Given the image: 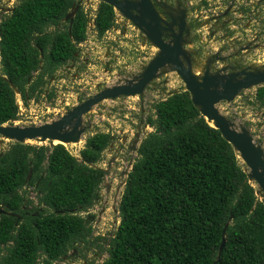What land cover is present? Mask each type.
I'll list each match as a JSON object with an SVG mask.
<instances>
[{
	"label": "trees",
	"instance_id": "obj_1",
	"mask_svg": "<svg viewBox=\"0 0 264 264\" xmlns=\"http://www.w3.org/2000/svg\"><path fill=\"white\" fill-rule=\"evenodd\" d=\"M88 22L81 0H21L3 21L0 126L19 120L18 95L26 106L43 95L55 100L46 86L76 59ZM95 26L100 39L117 26L111 6L99 3ZM255 99L264 106V86ZM154 109L103 264H264V203L236 151L185 89ZM110 143L101 132L78 158L63 144L13 143L0 154V264H55L92 244L89 211L104 177L96 167ZM26 187H35L38 207L27 205Z\"/></svg>",
	"mask_w": 264,
	"mask_h": 264
},
{
	"label": "rangeland",
	"instance_id": "obj_2",
	"mask_svg": "<svg viewBox=\"0 0 264 264\" xmlns=\"http://www.w3.org/2000/svg\"><path fill=\"white\" fill-rule=\"evenodd\" d=\"M20 1L15 0L14 5L18 6ZM81 1V8L89 22L91 20L95 21L93 15L97 16L101 0ZM156 1L159 2L160 0ZM166 1L168 6H173L172 2L174 0ZM230 1L235 5L234 9H240L244 7L243 5H247L246 9L248 10L243 13L245 19H243L241 25L246 24L248 29L245 33L246 36L240 34V39L241 44L247 43L248 40L253 41L259 27L264 29V6L259 8L260 15L256 18L254 14H251L253 10L251 6H256L259 0ZM177 2L178 6H180V3L183 4L182 10H188L189 17L196 22L195 24L189 23L191 27L188 30L192 31V33L190 32L192 37L188 39L184 47L185 50L195 52L198 47L204 48V52L200 51L197 55L193 54V68L189 63V59L184 60V62L191 67L194 73L202 72L203 75L206 67H208L207 61L211 56L221 50L224 51L225 55L234 52L226 44L227 42L216 41L218 37L213 39L212 42L209 39L205 41V37H209L208 32L210 29L206 23L208 21L206 16L209 17L212 14L208 9L219 7L223 0H177ZM177 9L176 7L170 10V14L175 13L176 17H181L182 11ZM94 31V28L88 29V37L83 44L79 45L77 58L61 68L46 86V90L55 92V100L50 101L43 95L37 101H31L27 106L21 101L24 105V113L19 117L17 126L29 127L51 123L99 92L138 79L159 52L144 33L123 17L120 18L117 26L102 39L98 38ZM241 32L243 33L242 30ZM199 37L204 40L201 45L195 43ZM186 38L188 37L186 36ZM189 45H195V47L191 49L188 47ZM259 45L261 48L252 49V52L247 53V57L242 59L241 62L235 60L237 66L231 68V70L237 73L239 70L264 71V39H259ZM234 50L238 51L239 49L236 47ZM242 55L240 54L241 58H243ZM222 65V63H217L211 67V74L217 73V70L214 69H219ZM226 75H229V72ZM182 89H185V85L177 75L174 67L166 66L158 72L156 78L147 86L142 95L120 97L114 100L107 99L95 106L82 119L81 129L84 133L80 141L64 145L72 155L79 157L80 151L85 148L87 138L96 133L103 132L118 135L124 130L129 135L136 130L142 117L146 122L149 116L154 115V106L158 102ZM257 89L258 87H253L244 90L239 93L234 101L230 103L223 102L218 105V108L230 121L247 128L255 141L264 148V106H261L255 99ZM142 107L144 113H142ZM152 131L153 129L149 126L143 129L142 139ZM13 143L15 141L0 136V154L7 151ZM26 144L51 147L54 142L34 140L26 141ZM108 155L109 151L105 150V161L99 164L100 167L106 168ZM137 157L138 153L135 154L134 161ZM253 184L258 190L256 183ZM115 186L116 182L109 198L106 197V191L102 187L98 201L89 211V214L95 215V219L91 223L93 228L92 244H89L87 248H80L78 257L70 256L73 253L71 251L68 258L55 264H103L108 258L109 240L120 223L119 214H116L113 209L114 206L119 209V205L114 203L115 192H117ZM23 191L28 200L27 205L29 208L38 207L35 187H26ZM123 191L124 188L121 189L120 197ZM40 207L43 208V206ZM85 215L83 214L84 217ZM97 238H101V240L97 241ZM40 264H42V261Z\"/></svg>",
	"mask_w": 264,
	"mask_h": 264
},
{
	"label": "water",
	"instance_id": "obj_3",
	"mask_svg": "<svg viewBox=\"0 0 264 264\" xmlns=\"http://www.w3.org/2000/svg\"><path fill=\"white\" fill-rule=\"evenodd\" d=\"M108 4L119 13L130 20L134 25L146 35L148 40L159 50L157 56L145 68L141 76L126 84L116 85L107 88L93 97L87 99L77 107H74L67 114L62 115L56 121L39 126L20 127L17 124H5L0 126V136L15 141V143L26 144V141L40 140L60 141L62 143H78L84 131H82V119L95 106L107 99H117L120 97H135L142 95L148 85L156 78L158 72L166 66H173L178 76L185 84V91L190 96L193 105L200 111V114L215 129L219 130L222 136L238 154V157L245 165V172L249 182L254 186V182L259 188L256 189V196L264 203V148L257 143L247 128L239 126L230 121L218 108L223 102H232L240 92L253 87L264 86V71H241L226 75L225 70H220L214 75L209 70L198 78L189 67H185L181 61L183 55L182 35L188 33L186 23V13H182L179 18V24L174 22L170 25L164 24L161 14L150 0H140L139 3H133L129 0H101ZM80 5H77L67 15L65 21L72 23L77 14ZM175 27L178 28L176 33ZM166 35L172 37L171 41H166ZM2 42L0 41V52ZM225 69V68H224ZM226 75V76H225ZM178 92V91H177ZM142 113L144 109L142 107ZM148 128L144 118L140 121L138 132L133 140V153L138 152L142 142L143 129ZM55 145V144H54ZM53 145V146H54ZM78 158V156H76ZM116 158L111 159L107 164L108 168L96 167L103 171L102 187L107 192H113L111 188L112 179H114V170L118 168L115 162ZM106 164V166H107ZM134 164V157L124 167L122 173V182L118 192H115L114 203L120 206L122 196L121 189L126 187L127 179ZM122 169V168H121ZM113 173V174H111ZM32 176L30 172L29 179ZM114 188V184H113ZM102 189V188H101ZM117 191V190H116ZM114 212L119 214V209L114 206ZM3 212L0 210V215ZM16 216V215H14ZM20 219L19 216H16ZM229 225V224H228ZM226 226V228L228 227ZM226 228L224 237L220 246L217 261H219L225 244L227 242Z\"/></svg>",
	"mask_w": 264,
	"mask_h": 264
},
{
	"label": "flooded vegetation",
	"instance_id": "obj_4",
	"mask_svg": "<svg viewBox=\"0 0 264 264\" xmlns=\"http://www.w3.org/2000/svg\"><path fill=\"white\" fill-rule=\"evenodd\" d=\"M129 1H131L133 3H139L140 0H129ZM150 1L156 7V10L159 8V10H157V11L163 17L164 24H166V25L172 24L173 20H174V22L179 24L178 19L182 17V14H181V17H176L175 13L170 14V10H172L173 8H176V7L178 8L177 9L178 11L180 10V11H182V13L183 12L186 13L187 29L191 27L189 23H192V24L196 23L193 19H191V17H189L190 13L188 10H184V11L182 10V5H183L182 3H180V6H178L177 0H174L172 2L173 6H168V3L166 0L165 1L160 0L159 2H157L156 0H150ZM14 2H15V0H0V29H1V25H2L3 21L7 17L11 16L14 13V11L17 7V5H14ZM208 6H211V5H208ZM243 6L244 7H241L240 9L239 8L234 9L235 5H233V3H231L230 0H223V3L219 7H214L212 9H208L211 11L212 14L209 17L206 16V19H208V21H206V23H207V26L210 27V29L208 32L209 37H205V41H207L206 39H209L210 42H212L213 39L218 37V38H216V41L220 40L221 42H224V41L227 42L226 44H228V46L231 47V51H234V52L225 55L224 51L221 50L218 53H216L215 55L211 56L210 59L207 61L208 67H206L204 72H206L207 70L210 71L211 67H213L215 64L222 63L223 65L220 66L219 69H214V70H217V72L220 70H225L224 73L229 72V74L234 73L235 71L231 70V68L237 66V64L235 63V60L237 62H241L242 59H245L247 57V53L252 52V49L257 50V49L261 48V46L259 45V39H264V29L262 27H259V29L256 31L255 39L253 41L248 40L247 43L245 42L244 44H241V39H240L241 35L240 34L246 36L245 33L247 32V29H248L246 24L244 26L241 25V22L243 21V19H245L243 13L248 10V9H246L247 5L246 6L243 5ZM261 6H264V0H259L258 3L256 4V6H251L253 8V10L251 11V14H254L256 18L260 15L259 8ZM222 7H223V9H221ZM112 8L114 9V7H112ZM115 10L116 9H114V12H115ZM237 13H239V14H237ZM115 15H116V13H115ZM121 17H123V16L117 17V15H116V21L119 22L118 18L120 20ZM123 18L126 19L125 17H123ZM127 21H130V20H127ZM94 24H95V21H94ZM132 24L134 25V23H132ZM134 27H136V26L134 25ZM88 29H89V27H88ZM175 30L177 33L178 28L175 27ZM241 30L243 31V33L241 32ZM95 31H96V28H95ZM188 31H189V33H184L182 35L181 44L183 47V55L184 56L181 57V61H182V63H184L185 67H189L191 69V67L192 68L194 67L193 66L194 63L192 62L193 54L197 55V54H199L200 51L204 52V48L198 47L195 52L185 50L184 47H185L186 43L188 42V39L192 37V35H190V32L192 33V31L190 29ZM186 36L188 38H186ZM165 40L171 41L172 37L170 35H167ZM0 41L2 42L1 33H0ZM203 42H204V40L201 37H199L195 43L197 45H201V43H203ZM188 47L193 49L195 47V45L194 46L189 45ZM236 47H238V49H239L238 51L234 50V48H236ZM240 54H243L242 55L243 58L240 57ZM77 56H76V58H77ZM187 59L190 60L189 63L191 65V67L185 64L184 60H187ZM0 68H1V52H0ZM204 72H203V74H204ZM239 72H241V70H239ZM235 73H237V72H235ZM255 97H256V95H255ZM139 126H140V124L136 127V130L129 135H127L126 131H124V130H122L118 135H115V134L113 135V134L107 133V134H110V138H111V143H110L109 147L107 148V150L109 151V155H108L109 158H108L107 163L111 159L116 158L115 162L118 164V168H116L113 171L115 176H114V179H112L113 183L111 184V188L113 190V184L116 182L115 188H116L117 192H118V190L120 188V184L122 182L123 169L128 164V162L131 160V158L135 156L133 153L134 150H132L133 149L132 142L135 139V136L138 132ZM136 153H138V152H136ZM106 167L108 168V164ZM111 174H113V173H111ZM111 194H112L111 192L110 193L108 191L105 192V195L108 198L111 196ZM80 248H82V247H80ZM72 252L73 253L71 255H70V253H71L70 252L67 256L63 257L62 260L68 258L69 255L72 257L74 256V258L78 257V253H79L78 250L77 251L73 250Z\"/></svg>",
	"mask_w": 264,
	"mask_h": 264
},
{
	"label": "built area",
	"instance_id": "obj_5",
	"mask_svg": "<svg viewBox=\"0 0 264 264\" xmlns=\"http://www.w3.org/2000/svg\"><path fill=\"white\" fill-rule=\"evenodd\" d=\"M117 16H118V17L120 16L119 13H117ZM93 17L96 18V16H94V15H93ZM118 21H119V18H118ZM118 23H119V22H118ZM88 27H89V28H94V29H95L94 20H91L90 22H88ZM94 33H97V32L94 31ZM19 110H20L19 115L22 116L23 113H24V105H23L21 102H19Z\"/></svg>",
	"mask_w": 264,
	"mask_h": 264
},
{
	"label": "clouds",
	"instance_id": "obj_6",
	"mask_svg": "<svg viewBox=\"0 0 264 264\" xmlns=\"http://www.w3.org/2000/svg\"><path fill=\"white\" fill-rule=\"evenodd\" d=\"M115 13H116V15H117V13H119V11H118V10H115ZM119 15L122 16L120 13H119ZM120 16H119V17H120ZM117 17H118V16H117ZM117 23H118V22L116 21V25H117ZM96 35H97V34H96ZM18 98H19V100H18V106H19V102H21L22 100H21V98H20L19 95H18ZM19 112H20V110H19ZM20 116H21V115H19V117H20ZM18 121H19V120L15 121V122H12V125H13V124H17ZM73 156H74V155H73ZM75 157H76V156H75ZM104 161H105V158H104Z\"/></svg>",
	"mask_w": 264,
	"mask_h": 264
},
{
	"label": "bare ground",
	"instance_id": "obj_7",
	"mask_svg": "<svg viewBox=\"0 0 264 264\" xmlns=\"http://www.w3.org/2000/svg\"><path fill=\"white\" fill-rule=\"evenodd\" d=\"M196 73H197V74H196ZM196 73H195V74H196L197 76L199 75L198 78H200V77L202 76V74H201L202 72H196ZM56 143H58V144H63V145H64V144H67V143H62V142H60V141H54V144H55V145H58V144H56ZM254 183H255V182H254ZM255 187H256V186H255ZM257 188H258V187H257ZM258 191H259V188H258Z\"/></svg>",
	"mask_w": 264,
	"mask_h": 264
}]
</instances>
